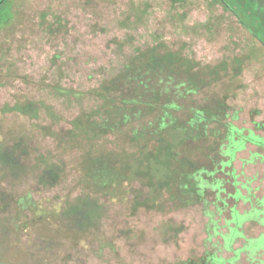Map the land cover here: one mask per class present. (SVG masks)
<instances>
[{"label":"rangeland","instance_id":"374dc122","mask_svg":"<svg viewBox=\"0 0 264 264\" xmlns=\"http://www.w3.org/2000/svg\"><path fill=\"white\" fill-rule=\"evenodd\" d=\"M252 2L264 24V0ZM11 3L14 17L0 28V154L13 151L17 161L0 156V264H197L207 253L232 257L216 234V227L226 230L229 215L219 197L193 203L175 187L151 195L148 177L133 163L154 146L150 131L162 111L146 103L156 96L175 104L170 114L181 121L196 112L218 120L195 126L201 136L182 144L181 157L209 164L225 134L219 122L264 136V40L226 0ZM152 51L180 61L150 68ZM25 105L32 107L22 112ZM48 164L63 168L53 186L39 179ZM103 166L116 175L97 176ZM233 169L228 190L240 189L247 199L238 208L249 210L264 197V148L249 144ZM86 195L98 197L103 213L80 228L63 211ZM138 195L154 201L140 203ZM244 230L257 236L264 225L247 223ZM238 263L249 264L246 256Z\"/></svg>","mask_w":264,"mask_h":264},{"label":"trees","instance_id":"16d2710c","mask_svg":"<svg viewBox=\"0 0 264 264\" xmlns=\"http://www.w3.org/2000/svg\"><path fill=\"white\" fill-rule=\"evenodd\" d=\"M226 2L229 8L240 17L241 22L263 42L264 24L258 16L252 0H226ZM231 3L235 6H231ZM241 14L244 15V19ZM13 17L11 0H0V28L9 23ZM148 61L150 68L159 69L165 65L177 64L180 61V57L178 54L157 55L152 51ZM130 69L132 68L130 67ZM105 98L109 99L108 96H105ZM116 100L114 96L109 99L110 102H115ZM159 100L160 97L156 96L153 102L146 103L147 107L152 110L159 109L162 114L156 120V124H153V128L150 131L151 140L155 142L153 148L140 150V155L134 158L133 171L139 172L143 177H148L151 195L160 193L163 190L164 192L167 190L173 191L175 187L176 191L179 190L183 200L187 199L189 202L201 203L205 202L210 194H215L221 199L222 208L229 207V215L225 219L226 230L220 232L217 231L218 227H216V234L222 239L223 249L227 252H232L234 255L229 258L217 253H207L201 259V262L197 264H239L238 262L243 256H246L249 264H264V260L260 258L264 253V232L257 236L247 237L244 230L247 223L264 225V197L258 200V205L253 206L249 210L241 211L238 208V202L242 199H247L246 196L242 194L240 189H235L234 192L229 191L227 186L229 182L227 175L235 177L233 163L238 152L244 150L249 144L264 148V136L253 130L245 132L243 129L233 125L219 122L225 129V134L220 143L218 154L209 164L191 160L187 155L181 157L182 152L180 149L182 144L186 143L187 140L201 136L200 133H195V126H199L200 123L208 119L215 122L218 120L196 112L189 123L184 120L181 121L170 114L177 109L175 104H160ZM122 102L130 103L127 100H122ZM28 107L31 109L32 105L21 106L22 112H26ZM103 126L106 127V124ZM82 130L85 133L89 129ZM139 146L141 149V144ZM0 156L3 160L10 163L17 161L13 151L7 149L1 151ZM62 171L63 168L61 166L48 164L40 175V182L53 186L60 181ZM111 174L113 176L116 175L114 172L111 173V171L107 170V168L105 169L104 166L96 171V175L100 177ZM233 185L236 186V182ZM227 192L228 196L221 198L222 193ZM151 195L149 198H141L142 195H138L137 201L140 203L154 201ZM229 197L234 200L233 205H230L227 201ZM63 213L78 227L85 228L99 219V216L103 213V206L100 204L98 197L86 195L77 198L73 203L69 204ZM208 215L213 221V216L211 214ZM241 240H243L242 245L235 247Z\"/></svg>","mask_w":264,"mask_h":264},{"label":"flooded vegetation","instance_id":"af4514ba","mask_svg":"<svg viewBox=\"0 0 264 264\" xmlns=\"http://www.w3.org/2000/svg\"><path fill=\"white\" fill-rule=\"evenodd\" d=\"M228 6V5H227Z\"/></svg>","mask_w":264,"mask_h":264}]
</instances>
